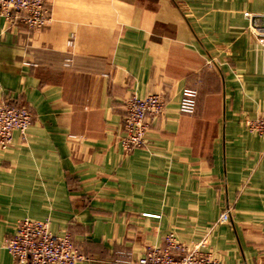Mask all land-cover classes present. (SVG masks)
Instances as JSON below:
<instances>
[{"label": "crops", "instance_id": "crops-1", "mask_svg": "<svg viewBox=\"0 0 264 264\" xmlns=\"http://www.w3.org/2000/svg\"><path fill=\"white\" fill-rule=\"evenodd\" d=\"M46 4L37 30L0 14V98L33 113L0 148V264H17L4 241L24 217L70 232L78 264H137L171 231L225 264H264V137L245 123L264 112V45L245 15L264 0ZM149 93L164 111L126 153L125 100Z\"/></svg>", "mask_w": 264, "mask_h": 264}, {"label": "built area", "instance_id": "built-area-1", "mask_svg": "<svg viewBox=\"0 0 264 264\" xmlns=\"http://www.w3.org/2000/svg\"><path fill=\"white\" fill-rule=\"evenodd\" d=\"M0 14L11 26L22 22L36 30L43 28L50 19L46 0H0ZM245 15L250 19L260 17L251 12H245ZM253 30L264 45V25L255 24ZM197 96L195 88L186 87L181 111L194 112ZM164 106V98L158 93L145 96L134 94L125 100L121 136L124 152L129 153L148 145L152 120L163 113ZM32 122L33 113L27 104L12 98H0V148L6 149L12 145L15 131L26 138ZM245 123L248 129L264 137V112L254 118H246ZM229 219L230 209H226L218 222H228ZM206 242V238L195 243L185 242L171 231L164 236L162 244L147 246L137 264H225L224 260L203 248ZM4 246L17 264H78L87 259L71 233H54L49 219L21 218L15 232L5 239Z\"/></svg>", "mask_w": 264, "mask_h": 264}, {"label": "rangeland", "instance_id": "rangeland-1", "mask_svg": "<svg viewBox=\"0 0 264 264\" xmlns=\"http://www.w3.org/2000/svg\"><path fill=\"white\" fill-rule=\"evenodd\" d=\"M260 17H254L253 19H251V24H252V29L253 27H255V24H262L264 25V15L259 14Z\"/></svg>", "mask_w": 264, "mask_h": 264}]
</instances>
